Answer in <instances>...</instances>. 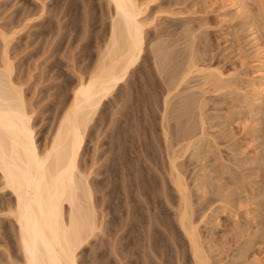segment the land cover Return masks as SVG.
I'll list each match as a JSON object with an SVG mask.
<instances>
[{"label": "rangeland", "instance_id": "obj_1", "mask_svg": "<svg viewBox=\"0 0 264 264\" xmlns=\"http://www.w3.org/2000/svg\"><path fill=\"white\" fill-rule=\"evenodd\" d=\"M140 1L150 2L144 57L96 113L81 154V168H94L101 231L80 250L79 264H144L149 229L143 225L154 196L162 197L169 212L157 208L160 216L180 228V196L170 175V157L178 153L210 264H264V107L254 101L261 82L256 61L259 42L264 45V0H246L245 13L225 6L226 0ZM110 4L0 0L12 77L35 110L41 148L108 41ZM3 53L0 35V64ZM221 71L224 80H209ZM1 191L0 264H19L16 223L7 214L12 198ZM205 211L209 216L201 221ZM130 217L139 229L131 227ZM157 223L164 235L155 234L152 224L150 234L167 252L176 243ZM180 231L179 257L167 258L193 264Z\"/></svg>", "mask_w": 264, "mask_h": 264}, {"label": "bare ground", "instance_id": "obj_2", "mask_svg": "<svg viewBox=\"0 0 264 264\" xmlns=\"http://www.w3.org/2000/svg\"><path fill=\"white\" fill-rule=\"evenodd\" d=\"M226 1L225 6L235 7L244 13L248 11L246 0ZM109 2L112 4L113 12L110 18L108 41L100 51L96 66L89 72V76L85 77L84 74L79 79L70 104L64 108L52 132L53 135L44 148H41L37 139L35 110L29 109L23 87L12 77L13 64L7 54L9 35L0 32L4 48L3 62L0 64V179L2 181L0 189L1 193H6L10 199L12 198V203L7 204L10 207L6 213L13 217L16 223L22 253V262L19 264H79L80 250L97 236L99 230L101 231L91 182L94 168L88 171L81 168V154L96 113L105 100L129 78L133 70L138 68L144 57L148 25L145 16L149 1L144 3L140 0H109ZM260 42L258 48L261 51L258 50L256 65L261 82L259 88L255 90L258 96L254 101L264 107V45ZM190 66L192 68L193 65H189L191 70ZM189 69L188 71L185 69V76L188 75ZM217 73H215L217 76L209 78L208 76H212L211 73L207 77L214 83L225 79L224 72ZM184 74L181 76L182 80L185 78ZM191 135L194 136L193 133ZM191 142L193 144L192 140L189 144ZM176 155L170 157V175L180 196V203L175 212L180 228L175 221H167L156 210L160 207L162 210L164 207L162 197L150 198L152 200L148 206L151 205V211L146 217L149 221H147L148 226L143 225L144 231L149 229L147 238L144 236L146 233H143V240L146 242L144 241L142 247L149 251L148 253L145 251L146 256L148 255L146 262L172 264L174 258L179 257V251L181 252L179 249L181 243H178L177 234L178 232L180 234L182 229L184 240L188 242L190 248L193 264H210L209 250L199 230L200 221L196 222L194 218L189 188L177 162V158L181 155L179 156V153ZM129 173L131 176V172ZM134 176L136 177L137 174ZM164 208L168 212L167 208ZM208 216V211H205L201 221L206 220ZM156 218L159 220L152 221ZM136 220L128 222L133 229H139V222ZM157 222L166 226L168 237L176 243L175 245L172 242L175 246H169L167 252H164L156 242L157 236L150 234L149 225L155 227L153 223L158 224ZM152 230L162 236L165 233L159 227ZM168 255L170 258L173 257V262L170 263L171 259L167 258Z\"/></svg>", "mask_w": 264, "mask_h": 264}]
</instances>
